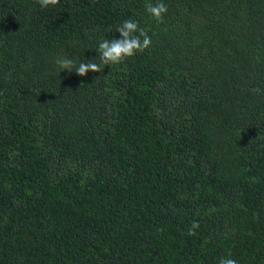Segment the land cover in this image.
Returning <instances> with one entry per match:
<instances>
[{
    "label": "trees",
    "instance_id": "trees-1",
    "mask_svg": "<svg viewBox=\"0 0 264 264\" xmlns=\"http://www.w3.org/2000/svg\"><path fill=\"white\" fill-rule=\"evenodd\" d=\"M128 19L149 49L58 68L100 63ZM229 252L264 264V0H0V264Z\"/></svg>",
    "mask_w": 264,
    "mask_h": 264
},
{
    "label": "clouds",
    "instance_id": "clouds-1",
    "mask_svg": "<svg viewBox=\"0 0 264 264\" xmlns=\"http://www.w3.org/2000/svg\"><path fill=\"white\" fill-rule=\"evenodd\" d=\"M41 8L57 7L60 0H37ZM167 5L159 2L155 5L148 4L146 12L153 17L158 23L164 22L167 14ZM111 31V29H109ZM116 33H119L118 39H103L98 42L96 51L99 53L100 63L89 61L87 63L80 62L78 65L70 58L58 57L55 60L56 65L62 71L67 70L69 73L75 71L79 76H87L89 72L103 73V65H121L126 60L135 57L138 53H143L152 46L151 37L140 27L135 20H125L115 27ZM200 227L198 222H193L188 230L189 235H195V229ZM218 264H237V261L231 257L229 252L226 256L221 257Z\"/></svg>",
    "mask_w": 264,
    "mask_h": 264
}]
</instances>
